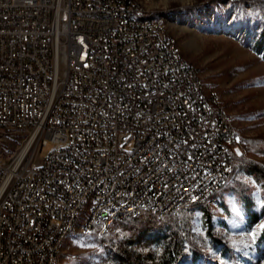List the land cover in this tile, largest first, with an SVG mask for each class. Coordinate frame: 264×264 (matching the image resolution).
I'll return each instance as SVG.
<instances>
[{
  "label": "built area",
  "instance_id": "built-area-1",
  "mask_svg": "<svg viewBox=\"0 0 264 264\" xmlns=\"http://www.w3.org/2000/svg\"><path fill=\"white\" fill-rule=\"evenodd\" d=\"M136 0H0V264H52L57 235L98 190L165 215L205 197L234 168L240 135ZM21 135L7 153L8 136ZM49 141L56 147L40 157ZM132 148H127L129 144ZM121 217V216H120Z\"/></svg>",
  "mask_w": 264,
  "mask_h": 264
},
{
  "label": "rangeland",
  "instance_id": "rangeland-1",
  "mask_svg": "<svg viewBox=\"0 0 264 264\" xmlns=\"http://www.w3.org/2000/svg\"><path fill=\"white\" fill-rule=\"evenodd\" d=\"M207 1L152 0L149 6L168 17L169 31L178 39L183 53L201 68L206 90L216 97L218 105L232 115L241 140L238 154H243L264 167V57L242 38L240 32L249 25L250 19H263L264 13L259 9L253 11L251 4L237 5L235 0L216 3ZM197 4L202 5L196 7ZM21 137L13 134L6 138L7 153L16 150ZM133 146L132 143L127 148ZM55 147L56 144L49 141L43 146L39 156L43 157ZM237 180H245L251 184L252 194L260 208L264 203V194L259 183L244 169L234 172L228 182ZM222 192L223 187L217 194L221 195ZM223 196L230 204V214L223 213L221 196H215L210 204L214 208L215 217L227 218L229 227L224 231L239 246L247 242V238L240 239L245 233L241 226L245 214L233 190H228ZM201 207L202 205L194 206L193 220L196 233L203 236L205 230ZM86 216L87 211L84 210L78 219L77 228L67 236L57 264H108L104 263L106 251L100 237L94 231L79 230ZM263 224L264 216L258 226ZM258 264H264L263 252L259 253Z\"/></svg>",
  "mask_w": 264,
  "mask_h": 264
},
{
  "label": "trees",
  "instance_id": "trees-1",
  "mask_svg": "<svg viewBox=\"0 0 264 264\" xmlns=\"http://www.w3.org/2000/svg\"><path fill=\"white\" fill-rule=\"evenodd\" d=\"M225 0H208L216 3ZM237 5L251 4L253 11L262 10L264 0H235ZM202 4H197L196 7ZM256 18H254L255 20ZM242 38L264 57V16L261 20L250 19L249 25L242 28ZM244 169L262 187L264 194V167L243 154L235 156L232 175L226 179L220 189L223 192L214 194L222 197L220 206L224 214H230V204L223 196L233 190L236 199L245 214L243 225L245 232L240 239L247 242L238 245L229 238L225 229L229 227L227 218H217L210 203H202L203 228L201 236L194 229V206H189L178 213L159 217L151 212H144L138 217L127 220H112L105 233L95 230L104 244L108 264H258L259 253L263 252L264 228L258 226L264 216V203L258 208L251 184L245 180L229 181L234 172ZM233 180V179H232ZM236 183V184H235ZM218 222H220L218 224ZM219 225V226H218ZM264 225V224H263ZM255 227V229H254ZM251 230H254L251 232ZM255 232V241L251 233ZM93 234V235H94Z\"/></svg>",
  "mask_w": 264,
  "mask_h": 264
},
{
  "label": "bare ground",
  "instance_id": "bare-ground-1",
  "mask_svg": "<svg viewBox=\"0 0 264 264\" xmlns=\"http://www.w3.org/2000/svg\"><path fill=\"white\" fill-rule=\"evenodd\" d=\"M136 1L139 6H141L142 8H146L149 11H139L137 9H130V11L120 12V19H134V20H138V23L155 22V20L158 19L164 21V34H166V39H171V41H173L174 47L177 48L179 57H181L182 61H184V63H187L189 67L192 68V70H197L194 71V81L199 83V92H204V95L207 96L208 103H214V110H218L219 112L223 113L224 116H229V133H221L217 135V144H226L228 140H231V134L238 133L232 115L225 108L218 105L216 97L206 90L201 68L197 66L194 62L189 60L186 57V55L183 53L182 48L178 43V39L169 31L168 17L163 12L155 11L154 9L150 8L149 3L152 0H136ZM232 170L233 168H229L228 171H226L224 178L217 180V185L213 186L212 189H208L207 191H205V197H197L187 202L186 208L190 205H198L205 202L212 203L215 198L214 194L216 193L217 190L220 189L222 184L230 176ZM97 199H98V190H89L86 193V197H84L82 208H77L75 212H72V219L68 222V225L63 226L62 232L58 233L57 235L58 249L56 253H53L52 264H57L58 260L60 259V255L63 250L65 240L67 236L77 228L78 219L82 214V212H84V210L87 211V216L85 217L83 224L80 225L79 230L83 232V228H85V223L91 222L92 217H94L95 212H97V208H98ZM151 213L156 214L154 212ZM142 214L132 213L127 215V205H119V203H111L110 210H105L101 212V220H107L106 224H104V232H106L107 226L110 224L112 220H117V219L127 220L131 217L140 216ZM158 215H165V204H158ZM95 230H97V227H87V232H92Z\"/></svg>",
  "mask_w": 264,
  "mask_h": 264
},
{
  "label": "snow or ice",
  "instance_id": "snow-or-ice-1",
  "mask_svg": "<svg viewBox=\"0 0 264 264\" xmlns=\"http://www.w3.org/2000/svg\"><path fill=\"white\" fill-rule=\"evenodd\" d=\"M233 19H235V17H233ZM261 227L264 228V225H262ZM250 235H251V237H252V239H253V242H254V241H255V237H256V233L253 232V233H251Z\"/></svg>",
  "mask_w": 264,
  "mask_h": 264
}]
</instances>
